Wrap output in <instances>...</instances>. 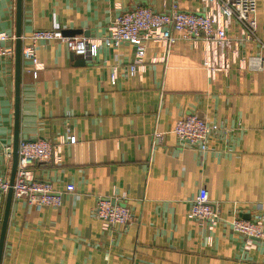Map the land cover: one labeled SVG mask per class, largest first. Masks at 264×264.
Returning a JSON list of instances; mask_svg holds the SVG:
<instances>
[{
    "label": "crops",
    "instance_id": "0c3cea01",
    "mask_svg": "<svg viewBox=\"0 0 264 264\" xmlns=\"http://www.w3.org/2000/svg\"><path fill=\"white\" fill-rule=\"evenodd\" d=\"M138 5L161 13L173 5L204 10L203 0H22L21 49L38 30L80 31L66 37L98 44L117 16ZM256 19L264 44V0H256ZM15 20L16 0H0V47L13 51L0 59V178L6 180ZM226 34L222 47L178 40L167 56L161 43L147 42L134 76L129 44L102 47L85 64L59 42L35 45L36 66L21 57L19 140H47L54 150L30 168L29 178L55 191L73 184L74 191L60 207L12 199L1 264H264L261 247H248L229 227L233 214L264 217V64L248 70L245 61L260 54L258 46L240 42L235 23ZM192 114L218 128L204 152L170 132ZM200 189L220 204L211 229L189 216ZM98 198H123L133 221L104 231L94 213ZM5 200L0 194L2 209Z\"/></svg>",
    "mask_w": 264,
    "mask_h": 264
},
{
    "label": "built area",
    "instance_id": "2783aa9c",
    "mask_svg": "<svg viewBox=\"0 0 264 264\" xmlns=\"http://www.w3.org/2000/svg\"><path fill=\"white\" fill-rule=\"evenodd\" d=\"M203 3L202 12H184L173 5L167 12L161 13L145 5H138L117 16L108 30V35L98 44L84 37H66L60 30L33 31L24 38L30 41L31 46L21 49V57L30 60L36 66L38 61L35 45L38 42L63 43L72 55L86 61L97 58L99 49L102 47L117 48L121 44H129L135 48L134 60L129 63V72L134 76L137 74V65L145 55L147 42L161 43L165 49V56L178 40L202 41L209 47L212 45L222 47L229 42L226 34L229 24L235 23L240 31L239 41L254 43L260 50L259 55L246 59L245 67L253 72L261 71L264 64V44L257 37L256 0H203ZM4 39L5 36L0 38V40ZM10 55H13L11 49L0 47V59ZM206 66L211 72L216 69L211 62ZM217 129L216 125H208L200 117L192 114L178 120L170 132L180 142L194 145L204 152L208 137ZM154 137L159 139L161 134L156 133ZM67 142L69 145H74L76 137L69 136ZM11 151L8 148L9 158ZM53 152V146L47 140H19L13 185L10 187L9 180L0 178V194L5 196L11 188L12 199L24 200L35 207H60L64 195L74 191L73 184H67L63 191H55L50 182L34 181L29 178L30 168L49 161ZM122 201L123 198L96 200L95 217L101 222L104 231H109L115 225L125 227L133 221L129 209L121 204ZM2 210L0 208V224ZM189 216L201 225H208L211 229L220 220V204L211 203L208 192L200 189L190 202ZM229 227L245 238L248 247L257 245L264 251L263 216H258L254 220H244L233 214Z\"/></svg>",
    "mask_w": 264,
    "mask_h": 264
},
{
    "label": "water",
    "instance_id": "95a60500",
    "mask_svg": "<svg viewBox=\"0 0 264 264\" xmlns=\"http://www.w3.org/2000/svg\"><path fill=\"white\" fill-rule=\"evenodd\" d=\"M21 23H22V0H16V30H15V48H14V71H15V106H14V135L12 145V166L10 171L9 186L14 182V176L17 166V148L19 142V93H20V73H21ZM64 34V33H63ZM83 32L73 31L67 32L65 36L82 35ZM85 35V34H84ZM81 58V57H79ZM86 60L81 58L79 64H85ZM12 204V189L9 188L6 194L5 205L2 213V220L0 224V264L2 260L6 230L8 226L9 214Z\"/></svg>",
    "mask_w": 264,
    "mask_h": 264
}]
</instances>
